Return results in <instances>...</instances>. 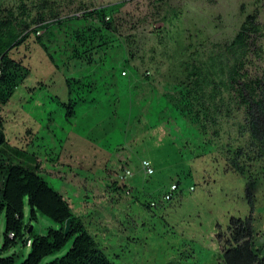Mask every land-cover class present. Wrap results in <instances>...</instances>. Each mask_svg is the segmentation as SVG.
I'll use <instances>...</instances> for the list:
<instances>
[{
    "label": "rangeland",
    "instance_id": "obj_1",
    "mask_svg": "<svg viewBox=\"0 0 264 264\" xmlns=\"http://www.w3.org/2000/svg\"><path fill=\"white\" fill-rule=\"evenodd\" d=\"M1 1L19 17L25 1L28 19L43 15L46 22L112 7L106 31L111 41L123 43L130 65L114 56L122 54V45L93 55L97 64L88 62L89 53L74 59L67 27L78 23L67 22L62 25L67 30H54L47 44L53 60L36 43L16 54L25 58L30 74L0 114L5 158L27 167L37 162L39 174L67 200L113 264H226L223 253L233 242V219L247 221L252 233L242 242L249 241L264 257V151L251 137L248 107L236 93L242 83L264 73V0ZM248 16L255 17L259 29L251 32L241 80L218 96L216 110L201 109L195 101L198 117L204 111L207 120L188 123L174 104H186L182 92L193 88L189 63L207 61L212 51L223 53ZM87 21L101 24L96 18ZM49 30H40L45 43ZM75 80L84 87L73 83L70 96L66 83ZM70 99L72 115L66 113ZM143 161L150 162L152 174ZM124 167L131 177L120 178ZM172 185H177L173 192ZM167 194L172 198L166 200ZM24 223L34 236L59 229L41 214L31 221L27 202ZM4 225L2 217L0 250ZM72 244L70 239L42 264L64 256ZM29 253L23 241L0 252L1 257L14 255L15 264Z\"/></svg>",
    "mask_w": 264,
    "mask_h": 264
},
{
    "label": "trees",
    "instance_id": "obj_2",
    "mask_svg": "<svg viewBox=\"0 0 264 264\" xmlns=\"http://www.w3.org/2000/svg\"><path fill=\"white\" fill-rule=\"evenodd\" d=\"M116 6L118 5L113 7ZM109 8L112 7L87 10L80 16L73 15L68 19L55 18L53 21L46 22L43 15L38 20H29V14L25 12V1L23 2V16L19 17L16 16L14 11L4 8L3 2L0 0V113L5 110L4 107L9 104L17 89L30 74V70L24 65L25 58L16 57V54L20 53L19 50L24 45H28L30 49L36 43L37 48L45 50L49 59L53 60L47 44H52L54 30L56 33L60 29L67 30L70 28L71 39L74 41L72 48V54L74 55L71 56L74 59L81 60L85 54L89 53L88 57H92L87 58L88 62L97 64L98 57H93V55L105 54V50H109L110 45L113 51H116L122 45V54L115 52L114 56L121 55L123 61L130 65L131 60L126 55L123 43L119 40L115 41L117 43L111 41L108 31H106L110 27L109 21H111V17L108 15ZM107 17H109V20H107ZM88 18H96L97 22L101 24L90 26L87 21ZM67 22L78 23V25L74 24V26H69L66 29L62 25L67 24ZM41 29L45 32L50 29L49 37L50 34L51 37L47 43L44 42L43 36H41ZM258 29V25L255 24V17L248 16L235 39L230 44L223 46L225 49L223 53L212 51L207 61L197 59L191 64L189 63L187 69L189 76L194 78L192 81L193 88L187 92H182L188 98V101L185 100L186 104L180 102L174 104L175 109L185 112L186 117L184 119H187L188 123H194L198 126L207 120L204 111L202 117H198L201 110L195 109V101L198 102L201 109H204L205 106L208 111L216 110L218 106L215 102L218 96L222 95L223 91L235 89L238 80H241L242 77L240 69L244 66L243 58L247 54L251 32ZM230 59L233 63H229ZM134 67L139 75L138 81L141 83L140 70L136 65ZM122 74L127 75V72L124 70ZM73 83H80L81 88L84 87L81 80L78 82L77 80L68 81L66 84L69 87L70 96L72 95L73 86L71 85ZM209 87H211L210 90ZM236 93L248 107L246 126L252 139L255 140V144L263 152L264 73L262 78L242 83L241 86H238ZM68 109L69 111L66 112L68 115L74 114L72 99L69 100ZM208 116H210L209 112ZM215 123L216 120L213 121V124ZM6 141L5 121L0 114V222L2 217L5 220L4 242L1 250L6 251L15 247L18 241H23L27 245L26 237L30 235L28 237L30 238V244L27 245L30 246V253L27 254L28 256L21 264H42L46 258L56 256L61 252L69 240L73 239L71 248L64 256L46 264H113L108 256L103 253V250L99 248L83 220L73 213L62 194L51 187L39 174L40 165L37 162L35 167H27L20 163H12L5 158L4 154L6 153L3 147L7 143ZM17 154H20V152H17ZM232 163L241 173L245 172L238 166L237 160L233 159ZM26 202L30 207L31 221L37 219V214H41L55 222L59 229H50L47 235L43 236L29 234L30 224L26 225L24 223ZM68 220H71L70 230L65 235L64 224ZM238 220L233 219L230 221V228L233 230L232 238L237 246L226 250L225 263L264 264V257H260L251 243L249 241L242 242L243 238L248 236L247 234L251 236L252 229L250 226L241 224ZM0 264H15L14 255L1 257L0 254Z\"/></svg>",
    "mask_w": 264,
    "mask_h": 264
},
{
    "label": "clouds",
    "instance_id": "obj_3",
    "mask_svg": "<svg viewBox=\"0 0 264 264\" xmlns=\"http://www.w3.org/2000/svg\"><path fill=\"white\" fill-rule=\"evenodd\" d=\"M107 18H109V17H107ZM107 20H109V19H107ZM210 116L211 117H213L211 114H210ZM255 141V140H254ZM151 166V164H150V162L149 161H143V168H144V170L147 172V174H152L153 173V169H152V167H150ZM241 172V171H240ZM121 176H120V178H128V177H131L132 176V173H131V171H129V169L128 168H126V167H124L123 168V170H122V173L120 174ZM125 186V185H124ZM125 188H128V187H126L125 186ZM177 189V185H172L171 186V191L173 192V191H175ZM126 193H129V191L127 190V192ZM169 198L171 199L172 198V195L171 194H167L166 196H165V199L166 200H169ZM250 200H251V197H250ZM249 200V204H250V206L251 207H254L253 206V204H251L250 201ZM67 201V200H66ZM70 205V204H69ZM71 207V206H70ZM240 220V219H239ZM248 220V219H247ZM248 221H250V220H248ZM252 221H254V218L252 219ZM243 224L244 225H246L247 224V221H246V223L245 222H243ZM88 230V229H87ZM90 233V232H89ZM91 234V233H90ZM92 235V234H91ZM93 236V235H92ZM94 238H95V236H93ZM96 240V239H95ZM96 243H97V241H96ZM232 243V245L231 246H229V247H227L226 248V250L227 249H230V248H232V247H235V246H237L236 244H235V242L233 241V242H231ZM30 244V241H29V243L27 244V245H29ZM241 244V243H240ZM226 250H225V252H226ZM225 252L223 253L224 254V256H225Z\"/></svg>",
    "mask_w": 264,
    "mask_h": 264
},
{
    "label": "water",
    "instance_id": "obj_4",
    "mask_svg": "<svg viewBox=\"0 0 264 264\" xmlns=\"http://www.w3.org/2000/svg\"><path fill=\"white\" fill-rule=\"evenodd\" d=\"M70 224H71V220H68V221L66 222V224H64V226H65V230H64L65 235H67L68 232H69V230H70ZM31 229H32V228H30V230H31ZM30 230H29V231H30ZM29 241H30V238H27L26 243L28 244Z\"/></svg>",
    "mask_w": 264,
    "mask_h": 264
},
{
    "label": "built area",
    "instance_id": "obj_5",
    "mask_svg": "<svg viewBox=\"0 0 264 264\" xmlns=\"http://www.w3.org/2000/svg\"><path fill=\"white\" fill-rule=\"evenodd\" d=\"M107 19H109V18H107Z\"/></svg>",
    "mask_w": 264,
    "mask_h": 264
}]
</instances>
